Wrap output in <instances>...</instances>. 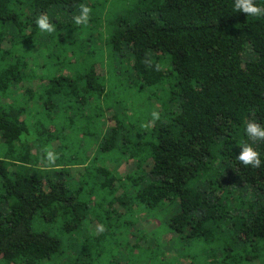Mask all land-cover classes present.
I'll use <instances>...</instances> for the list:
<instances>
[{
  "label": "trees",
  "instance_id": "obj_1",
  "mask_svg": "<svg viewBox=\"0 0 264 264\" xmlns=\"http://www.w3.org/2000/svg\"><path fill=\"white\" fill-rule=\"evenodd\" d=\"M254 118L264 16L234 0H0V264H264Z\"/></svg>",
  "mask_w": 264,
  "mask_h": 264
},
{
  "label": "clouds",
  "instance_id": "obj_2",
  "mask_svg": "<svg viewBox=\"0 0 264 264\" xmlns=\"http://www.w3.org/2000/svg\"><path fill=\"white\" fill-rule=\"evenodd\" d=\"M264 3V0H262ZM234 9L236 12H242L251 17L264 16V6L257 3V0H234ZM90 8L86 5H81L77 15L73 17L75 25H87L90 18ZM36 25L40 29L41 33H53L56 30V25L50 23L47 15H40L36 18ZM153 119H159V114L152 113ZM249 140L256 143L264 141V125H261L254 118L251 122H248L244 129ZM241 148L239 155L235 156V159L241 163L244 167L251 166L252 168L264 167V159L261 158V153L258 152L252 144L240 142L238 144ZM48 159L54 160V155L49 152Z\"/></svg>",
  "mask_w": 264,
  "mask_h": 264
},
{
  "label": "rangeland",
  "instance_id": "obj_3",
  "mask_svg": "<svg viewBox=\"0 0 264 264\" xmlns=\"http://www.w3.org/2000/svg\"><path fill=\"white\" fill-rule=\"evenodd\" d=\"M103 72H105V70H103ZM112 122H108L107 124H106V127L107 126H112ZM141 228L145 231V232H151V230L155 227V225H153L152 223H150V222H143V223H141Z\"/></svg>",
  "mask_w": 264,
  "mask_h": 264
}]
</instances>
